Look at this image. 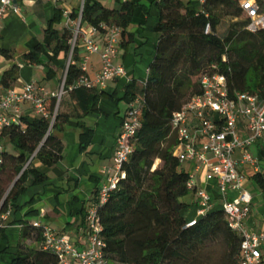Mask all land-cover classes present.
I'll list each match as a JSON object with an SVG mask.
<instances>
[{
    "label": "trees",
    "instance_id": "1",
    "mask_svg": "<svg viewBox=\"0 0 264 264\" xmlns=\"http://www.w3.org/2000/svg\"><path fill=\"white\" fill-rule=\"evenodd\" d=\"M142 1L114 0L119 5L116 10L99 4L88 5L83 8L81 25L86 29L101 23L117 26L121 30L120 47H123L132 38L128 29ZM155 7L158 19L153 32L157 44L146 80L140 90L134 84L128 86L123 97L126 105L137 97L143 101L141 127L132 141L133 152L122 167L123 178L116 189L104 203L99 201V190L94 192L89 206V210L96 209L102 230L103 264H206L208 259L203 254L206 244L218 240L226 249L224 264H239L240 239L230 231L220 207L198 218L194 226L186 227L197 207L182 201L190 195L186 188L189 175L180 170L181 164L173 155L178 140L171 131L170 120L189 99L200 93V79L213 65L227 78L231 94L248 93L264 100V31L244 30L245 22L236 0H206L201 10L178 0H156ZM220 10L239 21L229 27L224 38L216 34ZM144 12L147 14L146 10ZM71 18H77L76 11H72ZM61 22L57 11L45 30L56 44L52 62L59 53L67 56L68 52L70 33L66 30L58 33L54 29V25ZM207 24L211 32L206 35ZM249 38H253V42ZM39 51L36 48L34 53L25 55L24 62L38 64L36 53ZM0 54L10 58L4 51ZM78 75L75 67H69L65 87ZM17 76L18 67L14 65L3 74L0 85L3 89L10 88ZM67 95L82 116L96 114L103 96L86 89H76ZM45 105L52 111L55 100L46 99ZM64 121L58 112L47 135V121L20 117L22 128L12 125L2 132L4 149L7 144L13 149V153L5 149L0 166V214L8 207L11 209L9 219L0 228V257L9 256L8 264H57L54 255L40 248L42 233L29 222L30 217L37 215L27 213L21 219L16 217L27 204L21 205L27 190L49 180L47 174L37 168H23L41 143L36 161L42 167L50 169L62 160L63 144L53 136V131ZM78 126L81 130L79 151L83 153L94 131L80 123ZM259 159H264V149ZM156 161L160 165L152 169ZM251 180L264 193V174L257 173ZM67 203L70 216L79 217L83 225L89 211L86 212V203L76 197H71ZM75 205L79 207L75 209ZM6 226L21 227L17 239L11 243L7 242ZM29 241L32 244L26 246Z\"/></svg>",
    "mask_w": 264,
    "mask_h": 264
},
{
    "label": "built area",
    "instance_id": "2",
    "mask_svg": "<svg viewBox=\"0 0 264 264\" xmlns=\"http://www.w3.org/2000/svg\"><path fill=\"white\" fill-rule=\"evenodd\" d=\"M63 0H53L58 6ZM202 6L206 0H198ZM245 22L244 30L250 33L264 31V0H236ZM9 10L18 12L14 0H0V22ZM62 25L70 33L65 71L59 89L49 93L41 85L25 84L19 91L3 89L0 96V166L3 163L4 145L1 135L12 125L21 126V106L28 105L36 118L48 122V133L56 121L62 98L76 89L89 91L104 90L109 82L126 78V70L114 64L118 57L121 30L111 24L101 23L88 27L85 32L81 25L83 6L77 11V18H71L68 8H60ZM211 32L207 24L204 33ZM80 49L83 55L79 54ZM93 55L100 61V69L93 77L88 75V63ZM69 67H75L78 77L69 87L65 80ZM54 99L55 106L49 111L46 99ZM143 101L135 98L128 106L115 137L112 175L101 186L98 198L104 203L123 178L122 167L133 152L132 141L138 133ZM170 128L175 133L178 144L173 155L180 164L193 165L192 174L186 188L196 199V217L186 227L195 225L198 218L204 217L214 208L211 196L195 183L196 178L213 182L221 201V210L232 233L240 239L239 264H264L261 247L264 234H256L247 228L252 196L244 187L243 167L258 169V160L253 158L248 148L264 143V100L257 95L230 92L227 78L219 73L216 65L200 79V93L189 99L170 120ZM46 135V136H47ZM30 156L23 170L31 167L41 148ZM240 151L239 160L233 158ZM11 214L8 207L0 214V228ZM33 228L42 233L40 248L56 258L57 264H103L104 243L100 238L101 227L96 209L91 208L85 219V227L80 230V241L55 233L41 222H33Z\"/></svg>",
    "mask_w": 264,
    "mask_h": 264
},
{
    "label": "crops",
    "instance_id": "3",
    "mask_svg": "<svg viewBox=\"0 0 264 264\" xmlns=\"http://www.w3.org/2000/svg\"><path fill=\"white\" fill-rule=\"evenodd\" d=\"M155 1L143 0L140 7L135 10L128 29L132 38L127 45L119 47L118 57L114 60L115 65L125 68L127 76L124 79L109 82L104 90H96L97 94L103 95L97 104L98 112L82 116L68 95L64 96L59 112L65 121L53 131V136L63 144V158L50 169L34 161L32 167L46 173L49 180L42 186L31 187L27 190L21 205L27 204L17 215V219L23 218L27 213H35L37 216L30 217L29 222L39 221L48 228L50 225L54 226L58 230H53L55 233L80 241V230L85 227V223L80 225L79 217L70 216L67 201L71 197L78 198L79 202L86 203L87 212L92 204L94 192L96 193L112 175L115 137L128 106L123 101L126 88L132 84L138 90L143 87L157 44V36L153 32L158 19ZM178 1L191 8H197L200 5L198 0ZM14 4L18 12L9 10L0 22V51L10 56L6 58L0 54V80L6 71L16 65L18 76L10 88L19 91L25 84L35 83L43 86L49 93L58 91L66 66V56L63 53H59L52 62V51L56 44L45 34L47 24L52 21L57 11L66 7L71 12H77L81 5L85 8L92 4H99L110 10L119 8L114 0H63L58 6L53 3V0H14ZM110 4L113 5L112 8ZM54 29L58 33L65 30L64 27L60 30L55 26ZM84 29L86 32L87 29ZM36 48L40 49L36 53L38 64H26L23 57L34 53ZM79 54L83 55L81 49ZM99 69V57L93 55L88 63V75L93 77ZM34 70H40L43 73L42 81L33 80ZM2 94L3 88L0 85V96ZM21 111L23 118L28 120L36 118L26 104L21 106ZM79 123L94 131L93 139L83 153L79 151L78 138L81 133ZM262 149H264L262 142L248 148L249 154L258 160L257 171L248 167L241 169L245 179L244 187L252 196L247 228L256 234H264V193L253 184L251 178L257 173L264 174V159H259ZM240 157V151L236 150L233 158L239 160ZM189 166L192 170L193 165L189 164ZM195 183L211 196L214 207L221 209V201L218 199L215 184L206 183L200 178H196ZM183 202L197 205L192 194L185 197ZM78 207V205L74 206L75 209ZM195 217L196 211L192 220ZM5 228L7 242L15 241L21 227L6 226ZM261 255L264 259V245L261 247ZM9 260V256L3 255L0 257V264H8Z\"/></svg>",
    "mask_w": 264,
    "mask_h": 264
},
{
    "label": "rangeland",
    "instance_id": "4",
    "mask_svg": "<svg viewBox=\"0 0 264 264\" xmlns=\"http://www.w3.org/2000/svg\"><path fill=\"white\" fill-rule=\"evenodd\" d=\"M109 6H110V8L113 7L112 4H110ZM114 7H116L115 4H114ZM195 9L201 10V6L199 5V7L195 8ZM217 16L219 18L220 24L217 27L216 34L218 37L224 38L229 27L231 25H234L237 22L239 23V21L236 22V20L232 19L230 16L224 15V13L221 10L217 12ZM54 26L56 29H60V30L63 29L62 23H58ZM249 39L251 42H253V38H249ZM42 78H43V73L40 70H34V79L33 80L36 82H40V81H42ZM63 99H64V97L62 98V100ZM3 145H4V143H3ZM5 149L7 150V152L13 151L12 146L10 144H7ZM252 151L254 152V150H252ZM159 165H160V162L156 161L154 163V166L152 169L159 167ZM180 170L186 172L188 175L192 174V170H191V167L189 166V164H181ZM5 224H6V222L2 223V225H5ZM50 228L52 230L58 231L57 228L54 226L50 225ZM31 244H32L31 241L25 243L26 246H30ZM225 253H226V249H225V246L221 240H218L215 242H212V241L207 242L206 248L203 251V254L208 259V261L205 263L206 264H224L225 263Z\"/></svg>",
    "mask_w": 264,
    "mask_h": 264
}]
</instances>
